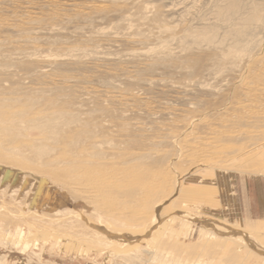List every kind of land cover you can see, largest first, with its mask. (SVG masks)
Wrapping results in <instances>:
<instances>
[{
  "label": "rangeland",
  "instance_id": "rangeland-1",
  "mask_svg": "<svg viewBox=\"0 0 264 264\" xmlns=\"http://www.w3.org/2000/svg\"><path fill=\"white\" fill-rule=\"evenodd\" d=\"M263 112L264 0H0V264H146L95 226L138 233L160 213L180 248L146 240L152 264H263L207 247L193 220L264 239V159L246 158Z\"/></svg>",
  "mask_w": 264,
  "mask_h": 264
},
{
  "label": "bare ground",
  "instance_id": "bare-ground-1",
  "mask_svg": "<svg viewBox=\"0 0 264 264\" xmlns=\"http://www.w3.org/2000/svg\"><path fill=\"white\" fill-rule=\"evenodd\" d=\"M249 65V64H248ZM245 77V76H244ZM245 80V79H244ZM260 80V79H259ZM242 84V83H241ZM262 84V83H261ZM245 93V92H244ZM250 97V96H249ZM257 100V99H256ZM261 103V102H260ZM256 104V103H255ZM248 113V112H247ZM264 113V112H263ZM6 114H7V112H6ZM242 115V114H241ZM264 115V114H263ZM11 117V116H10ZM9 118V117H8ZM12 118V117H11ZM3 120V119H2ZM9 120V119H8ZM4 121V120H3ZM243 121V120H242ZM247 122V121H246ZM13 123V122H12ZM1 124V123H0ZM10 124V123H9ZM8 126H10V125H8ZM11 127V126H10ZM0 129H1V127H0ZM4 129V128H3ZM192 129V128H191ZM6 131V130H5ZM235 131V130H234ZM213 145V144H212ZM50 146H52V145H50ZM99 147V146H98ZM20 148V147H19ZM22 148V147H21ZM53 149H54V147H52ZM64 148H66V147H64ZM64 148H63V150H64ZM247 148V147H246ZM62 150V151H63ZM65 151V150H64ZM244 151V150H243ZM247 151V150H246ZM16 152V151H15ZM66 152V151H65ZM247 152H249V151H247ZM259 152V153H258ZM2 154V153H1ZM100 154V153H99ZM148 154V153H147ZM256 154H258V156L256 155ZM4 155V154H3ZM7 156V155H6ZM62 156V155H61ZM212 156V155H211ZM258 157L257 159H259V160H263L264 159V149H261L260 148V150L259 149H256L255 148V150H252L247 156H246V158H254V157ZM9 157V156H8ZM60 157V156H59ZM64 157V156H63ZM62 157V158H63ZM66 157V156H65ZM72 157V156H71ZM86 157V156H85ZM95 157V156H94ZM104 157V156H103ZM61 158V157H60ZM67 158V157H66ZM88 158H90V157H88ZM91 160H93V156L91 155ZM105 158V157H104ZM121 158V157H120ZM240 158H242V157H240ZM56 159V158H55ZM78 159V158H77ZM80 159H83V158H80L79 157V161H80ZM85 159H87V158H85ZM95 159H97L96 157H95ZM98 159H100V155H99V158ZM119 159V158H118ZM58 160V159H57ZM61 160H63V159H61ZM60 160V161H61ZM91 160H87L88 162H90ZM102 160V159H101ZM181 160V159H180ZM26 161V160H25ZM54 161V160H53ZM52 161V162H53ZM51 162V163H52ZM55 162H56V160H55ZM62 162V161H61ZM82 162V161H81ZM86 162V161H85ZM110 162V161H109ZM116 162V161H115ZM27 163V162H26ZM93 161L92 162H90V164H86L85 166H81V170H83V173H84V175L83 176H85V177H92V180H93V177H96V176H99L101 179H102V177L104 176V174L103 173H101V171H102V167L101 166H98L97 164V166L95 167V166H93ZM95 163H97V162H95ZM110 163H112V162H110ZM105 164V163H104ZM107 164V163H106ZM117 164V163H116ZM203 165V163L202 162H200V163H196V166H197V168H198V166H202ZM62 166V165H61ZM107 166V165H106ZM204 166H205V164H204ZM206 166H207V164H206ZM50 167V166H49ZM78 167V166H77ZM127 167V166H126ZM125 167V168H126ZM135 167V166H134ZM243 167V166H242ZM22 168V167H21ZM26 168V167H25ZM58 168V167H57ZM241 168V167H240ZM239 168V169H240ZM244 168H246V167H244ZM8 169H10V168H8ZM23 169V168H22ZM22 169H20V170H22ZM59 170H57L56 171V173L58 174V176H61V175H63V174H67V175H70V174H68V172L66 173V172H64L63 171V169L61 168V171H60V168H58ZM64 169H66V168H64ZM107 169V168H106ZM114 169V168H113ZM248 169V168H247ZM246 169V170H247ZM130 170V169H129ZM138 170H140L139 168H138ZM71 171V170H70ZM147 171V170H146ZM153 171V170H152ZM74 172V171H73ZM78 172H80V171H78ZM103 172V171H102ZM164 172V171H163ZM27 173V172H26ZM143 173V172H142ZM167 173V172H166ZM247 173V172H246ZM147 174H148V172H147ZM147 174H145V175H147ZM156 173H154V175H155ZM248 174V173H247ZM78 175V174H77ZM125 175H126V173H125ZM157 175V174H156ZM64 176V175H63ZM66 176V175H65ZM67 177V176H66ZM84 177V178H85ZM158 177V176H157ZM71 178V177H70ZM87 178H85V179H87ZM106 178V176H104V179ZM68 179V178H67ZM84 179V180H85ZM107 179V178H106ZM139 180H141L140 178H138ZM137 179V180H138ZM90 180H91V178H90ZM97 180V179H96ZM133 180V179H132ZM132 180H131V182H132ZM135 180V179H134ZM138 180V181H139ZM23 181V180H22ZM83 181V180H82ZM103 181V180H102ZM105 181V180H104ZM128 181H129V179H128ZM134 182V181H133ZM141 182V181H140ZM87 183V182H86ZM90 183H93V182H91L90 181ZM146 183V182H145ZM150 183V182H149ZM23 184V183H22ZM93 184H95V183H93ZM101 184V183H100ZM133 184V183H132ZM97 185V183L95 184V186ZM102 185V184H101ZM106 185V182H105V184H104V186ZM107 185H109V184H107ZM106 185V186H107ZM117 186H118V184H116ZM148 185V184H147ZM77 186V185H76ZM103 186V187H104ZM134 186V185H133ZM79 187V186H78ZM97 187H98V185H97ZM81 188V187H80ZM114 188H116V187H114ZM113 188V189H114ZM119 188V187H118ZM102 189V188H101ZM112 189V190H113ZM135 189V188H134ZM154 189H155V187H154ZM157 189V188H156ZM159 189V188H158ZM178 189H180V188H178ZM84 190V189H83ZM88 190H91V189H88ZM106 190V189H105ZM107 190H108V188H107ZM111 190V191H112ZM115 190V189H114ZM118 190V189H117ZM153 190V189H152ZM85 191V190H84ZM96 191H98V190H96ZM100 191H102V190H100ZM100 191H98V192H100ZM109 191V190H108ZM128 191V190H127ZM146 191V190H145ZM148 191V190H147ZM110 192V191H109ZM120 192V191H119ZM188 192V191H187ZM116 193V192H115ZM129 193V192H128ZM135 193V192H134ZM110 194H111V192H110ZM144 194V193H143ZM183 194V193H182ZM152 195H153V193H152ZM186 195V194H185ZM116 196H117V194H116ZM120 196V195H119ZM123 196V195H122ZM125 196V195H124ZM139 197V196H138ZM162 197V196H161ZM174 197V199L176 198V197H181V192H179V191H177L176 190V192L175 193H173V195H172V198ZM187 197V196H186ZM85 198V197H84ZM115 198H117V197H115ZM119 198V197H118ZM132 198V197H131ZM91 199V198H90ZM128 199V198H127ZM158 199V198H157ZM164 199V198H163ZM170 200H171V198H169ZM169 199H167L166 201H164V202H162L161 204H159V203H157V204H159V208H157V210H156V213H160V209L163 207V205L164 204H166L168 201H169ZM186 199V198H185ZM190 199V198H189ZM197 199V198H196ZM201 199V198H200ZM96 200H98V199H96ZM95 200V201H96ZM130 200V199H129ZM182 200V199H181ZM184 200V199H183ZM199 200V199H198ZM120 201V200H119ZM159 201V200H158ZM202 201V200H201ZM208 201V200H207ZM150 202V201H149ZM204 202V201H203ZM92 203V202H91ZM108 203V202H107ZM156 203V202H155ZM105 204H106V202H105ZM118 204H120V203H118ZM126 204V203H125ZM188 204V203H187ZM114 205V204H113ZM129 206V205H128ZM138 206V205H137ZM183 206V205H182ZM93 207V206H92ZM116 207V206H115ZM124 207V206H123ZM203 207V206H202ZM115 209V208H114ZM127 209V208H126ZM155 209H156V207H155ZM162 210V209H161ZM103 211V210H102ZM113 211V210H112ZM120 214V213H119ZM131 214V213H130ZM134 214H136V213H134ZM139 214V213H138ZM124 215V214H123ZM153 215H154V213H153ZM105 216V215H104ZM160 216H161V213H160ZM160 216H158V214L155 216V217H152V219L150 220L151 222H149L148 224H147V222L145 223V225H144V230H139L138 231V233H132V230H130V231H128V230H126V231H124V233L123 234H121V235H117V234H115V233H112L111 231H108V229H107V227L105 228V227H99V226H95V228H96V230L97 231H99V232H101V233H103V234H105V236L109 239L108 241V243H110V244H114L113 246H115V252L116 253H121L122 254V256L123 257H125V258H132L133 260H135V258H134V252H136V253H138V252H140L141 254H143V257H147L148 259H147V261H146V264H152V262L154 261V260H156L157 259V257H155L154 258V252H153V250L154 249H156L155 248V246L154 245H156V243H157V247H159V249H168V247H169V250H171V251H179L178 249L180 248H178L176 245H173V247L172 246H169L168 244H166V242L164 241V239H162V237L165 235L164 234V232H166V229L167 228H169L170 226H172L171 224H172V218L171 219H169V220H167L166 218L164 219L163 217H165V216H163L162 218L165 220V222H160V221H162L163 219L160 217ZM204 216V215H203ZM121 217V216H120ZM144 217H146V216H144ZM188 217V216H187ZM192 217V216H191ZM127 219V218H126ZM136 219V218H135ZM175 219H177L178 220V217H175ZM149 220V219H148ZM192 220V219H191ZM193 220L194 221H201L202 223H203V227L201 226V228H203L204 230H206L209 234H210V238H208L209 239V241H208V243H207V247H210L211 246V248H213L214 246L216 247V250H218L217 252H219V250H223V251H221V253L222 252H225L226 253V251H229V250H231V249H233L235 252H239L240 250H243V249H247V252L248 253H250V254H252L253 256H256V258L258 257V258H260V259H262V260H264V239L263 238H260V237H258L259 235H253V234H250V233H248V232H245V231H240L239 229L237 230V229H235V228H232V227H230V226H227V225H224V224H222L220 221L218 222V221H216V219L215 220H211V219H208V218H203V217H201V218H198V217H194L193 218ZM128 221H130V220H128ZM137 222V221H136ZM126 224V223H125ZM140 224V223H139ZM140 225H142V224H140ZM110 226V225H109ZM94 228V229H95ZM113 228V227H112ZM173 229V228H172ZM175 229V228H174ZM29 231V230H28ZM118 231V230H117ZM115 232H116V229H115ZM119 232V231H118ZM123 232V231H122ZM134 232V231H133ZM19 233V232H18ZM39 233V232H38ZM181 235V234H180ZM12 234L11 233H9L8 234V236H7V238L6 239H11L12 238ZM37 236H38V234H33V233H30L27 237H25V239H24V236H21L20 238H21V240H19V242H17L18 243V245H24L25 246V249H27L29 246H31L32 244L34 245V241H35V239L37 238ZM167 236V235H166ZM169 236V235H168ZM175 237V236H174ZM217 237H220L221 238V240L224 242V244H219V243H216V242H213L214 241V239L215 238H217ZM6 239H5V241H6ZM17 239V238H16ZM12 240V239H11ZM146 240H154V241H152V243H153V246H154V249H153V246H151L152 248H150L146 243H145V241ZM4 241V240H3ZM16 241V240H15ZM7 242H8V240H7ZM67 242L68 243H70L68 240H67ZM71 242H73V243H70V245L72 246V247H74L75 249H76V252L78 253V254H80L81 256L83 255V256H87L91 251L92 252H94V250H92V249H88V248H83V247H81L80 248V246H79V244L77 243V242H74V241H71ZM149 243H151V242H149ZM148 243V244H149ZM182 244V243H181ZM199 244L200 243H198L197 245L199 246ZM193 246H195V245H193ZM18 247V246H17ZM101 248V247H100ZM195 248H198L197 246L195 247ZM114 252V253H115ZM183 252V251H182ZM205 252V253H204ZM203 253L205 254V255H207L206 254V251H204ZM242 252H244V251H242ZM246 252V253H247ZM119 253V254H120ZM228 253H230V251L228 252ZM75 254V253H74ZM231 254V253H230ZM176 255V254H175ZM190 255V254H189ZM195 255V254H194ZM221 255V254H220ZM227 255V254H226ZM119 256V255H118ZM224 256V255H223ZM233 256H234V254H233ZM221 257V256H220ZM153 258V259H152ZM180 258V257H179ZM106 259V258H105ZM248 259V258H247ZM191 260V259H190ZM205 260H206V258H203L202 260H200L199 261V263H197V262H194V264L195 263H197V264H207V262H205ZM104 261V260H103ZM106 261V260H105ZM41 262V261H40ZM187 262H190L189 264H192V262L191 261H187ZM259 263V262H258ZM188 264V263H187ZM264 264V263H263Z\"/></svg>",
  "mask_w": 264,
  "mask_h": 264
},
{
  "label": "crops",
  "instance_id": "crops-1",
  "mask_svg": "<svg viewBox=\"0 0 264 264\" xmlns=\"http://www.w3.org/2000/svg\"><path fill=\"white\" fill-rule=\"evenodd\" d=\"M263 182L264 181H260L257 184V187H258L257 191H258V193L260 192L259 196L261 197V202H260V206H261L260 211L262 212L261 222H264V183ZM256 220L258 221V219H256ZM252 221H254V220H252Z\"/></svg>",
  "mask_w": 264,
  "mask_h": 264
},
{
  "label": "water",
  "instance_id": "water-1",
  "mask_svg": "<svg viewBox=\"0 0 264 264\" xmlns=\"http://www.w3.org/2000/svg\"><path fill=\"white\" fill-rule=\"evenodd\" d=\"M15 240H16V237L14 236V238H13V240H12V242H11L10 249L13 248V243L15 242Z\"/></svg>",
  "mask_w": 264,
  "mask_h": 264
}]
</instances>
